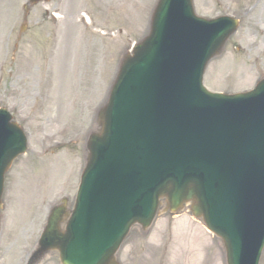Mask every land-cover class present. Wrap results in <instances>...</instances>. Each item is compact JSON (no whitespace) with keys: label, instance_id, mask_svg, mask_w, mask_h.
<instances>
[{"label":"water","instance_id":"obj_1","mask_svg":"<svg viewBox=\"0 0 264 264\" xmlns=\"http://www.w3.org/2000/svg\"><path fill=\"white\" fill-rule=\"evenodd\" d=\"M194 14L192 0H160L150 34L122 62L99 113L74 208H54L31 263L58 251L63 264H119L131 228H148L162 200L172 211L191 201L193 214L221 238L228 264L259 263L264 79L247 94L207 91L206 66L238 21ZM26 143L1 109L0 207L5 173Z\"/></svg>","mask_w":264,"mask_h":264},{"label":"rangeland","instance_id":"obj_2","mask_svg":"<svg viewBox=\"0 0 264 264\" xmlns=\"http://www.w3.org/2000/svg\"><path fill=\"white\" fill-rule=\"evenodd\" d=\"M27 2L0 0V106L14 113L29 138L6 177L1 264H25L50 208L63 197L73 205L97 112L122 57L148 33L157 0H53L25 15ZM194 5L204 17L241 19L208 64L205 85L229 93L252 89L264 77V0ZM118 256L121 264H226L220 240L188 210L161 214L147 231L134 228ZM40 264L61 263L50 253Z\"/></svg>","mask_w":264,"mask_h":264},{"label":"bare ground","instance_id":"obj_3","mask_svg":"<svg viewBox=\"0 0 264 264\" xmlns=\"http://www.w3.org/2000/svg\"><path fill=\"white\" fill-rule=\"evenodd\" d=\"M0 4H2V3H0ZM88 20H89V17H88Z\"/></svg>","mask_w":264,"mask_h":264}]
</instances>
